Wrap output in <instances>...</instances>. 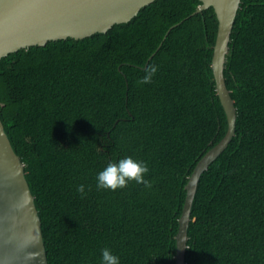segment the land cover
<instances>
[{"label":"trees","instance_id":"1","mask_svg":"<svg viewBox=\"0 0 264 264\" xmlns=\"http://www.w3.org/2000/svg\"><path fill=\"white\" fill-rule=\"evenodd\" d=\"M201 4L156 0L106 33L0 59V117L49 264H101L104 248L120 264H177L186 185L229 128L212 69L219 20L214 7L194 15ZM231 38L236 134L200 178L186 264H264V0H242ZM151 64L152 82L137 83ZM127 156L152 187L98 189L97 174Z\"/></svg>","mask_w":264,"mask_h":264},{"label":"water","instance_id":"2","mask_svg":"<svg viewBox=\"0 0 264 264\" xmlns=\"http://www.w3.org/2000/svg\"><path fill=\"white\" fill-rule=\"evenodd\" d=\"M154 1L0 0V59L31 46H45L50 41L79 40L106 33L116 24L131 21ZM201 1L193 14L214 7L219 20L212 69L229 128L226 136L200 159L186 185L187 197L177 234V264H186L188 230L200 178L228 148L236 134L238 118L235 100L226 83L225 68L242 0ZM174 27L169 29L164 41ZM25 167L0 117V264H49L42 220Z\"/></svg>","mask_w":264,"mask_h":264},{"label":"clouds","instance_id":"3","mask_svg":"<svg viewBox=\"0 0 264 264\" xmlns=\"http://www.w3.org/2000/svg\"><path fill=\"white\" fill-rule=\"evenodd\" d=\"M158 66L155 64L148 65L145 75L137 81L144 85L152 82L153 76L157 73ZM149 172L147 164L143 161L133 159L131 156L124 157L118 162H109L107 166L97 174V188L115 191L127 187L128 183L134 181L142 184L146 188H151L152 183L145 179ZM77 192L81 197L85 195V186H77ZM101 264H120L119 257L112 253L108 248L101 250Z\"/></svg>","mask_w":264,"mask_h":264}]
</instances>
